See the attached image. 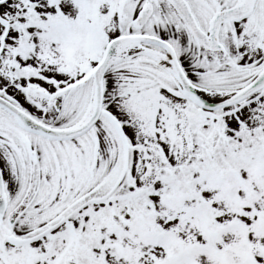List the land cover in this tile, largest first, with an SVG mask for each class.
<instances>
[{"label": "snow or ice", "instance_id": "obj_1", "mask_svg": "<svg viewBox=\"0 0 264 264\" xmlns=\"http://www.w3.org/2000/svg\"><path fill=\"white\" fill-rule=\"evenodd\" d=\"M0 264H264V0H0Z\"/></svg>", "mask_w": 264, "mask_h": 264}]
</instances>
